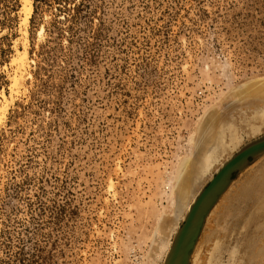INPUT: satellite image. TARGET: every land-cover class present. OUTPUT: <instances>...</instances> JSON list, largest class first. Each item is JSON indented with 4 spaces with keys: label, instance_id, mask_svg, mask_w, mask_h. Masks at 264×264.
Segmentation results:
<instances>
[{
    "label": "rangeland",
    "instance_id": "374dc122",
    "mask_svg": "<svg viewBox=\"0 0 264 264\" xmlns=\"http://www.w3.org/2000/svg\"><path fill=\"white\" fill-rule=\"evenodd\" d=\"M82 2L33 0L25 23L0 0V264H163L198 191L264 133V0ZM191 264H264V154Z\"/></svg>",
    "mask_w": 264,
    "mask_h": 264
},
{
    "label": "water",
    "instance_id": "95a60500",
    "mask_svg": "<svg viewBox=\"0 0 264 264\" xmlns=\"http://www.w3.org/2000/svg\"><path fill=\"white\" fill-rule=\"evenodd\" d=\"M264 154V133L232 153L214 172L189 204L163 264H191V256L208 215L233 182L234 174L245 170Z\"/></svg>",
    "mask_w": 264,
    "mask_h": 264
},
{
    "label": "bare ground",
    "instance_id": "6f19581e",
    "mask_svg": "<svg viewBox=\"0 0 264 264\" xmlns=\"http://www.w3.org/2000/svg\"><path fill=\"white\" fill-rule=\"evenodd\" d=\"M21 9H22V11H24V17H23V22H27L28 20H29V17L31 16V14H32V11H33V0H22V7H21ZM24 23V24H25ZM28 30L27 29H25L24 30V33L27 35V32ZM24 34V35H25ZM21 38V37H20ZM27 40V39H26ZM24 46V45H23ZM26 58H27V50L25 49V48H23V50H18L17 49V51H16V55L12 58V60H11V62L15 65V67H16V69H15V73L12 75V77L10 78L11 79V89H15V88H17L19 85H20V82H21V79H20V77H21V73L23 72V70L25 69V66H26ZM28 60V59H27ZM28 64V63H27ZM20 73V74H19ZM26 74V73H25ZM23 75V74H22ZM261 83V82H260ZM245 87V86H244ZM260 89V90H259ZM257 88V89H253V90H259L258 92H259V94H261V93H263V90H264V88ZM248 91V89L247 90H244V93H248V94H250L251 92H247ZM1 93V92H0ZM257 93V92H256ZM255 93V95H258V93L256 94ZM5 99L6 100V96H5V94H4V92L0 95V119L2 118V117H4V115H5V107H1V105L3 104H1V99ZM260 98H262V97H260ZM257 99V98H256ZM263 101V100H262ZM4 106H7V103H6V105H4ZM218 141H219V139H218ZM221 141V140H220ZM218 143V142H217ZM217 147V146H216ZM213 148H215V147H212V149ZM210 151V150H209ZM213 150H211V152H209V153H206V155L204 156V158H203V161L201 162V161H199V164L197 163V167H196V174L197 173H200V172H202V171H204V169L206 168V166H207V164L210 162V161H212V160H214L213 158L215 157V156H213ZM193 180H195V178H192ZM185 197H187V196H185V195H183L182 197H180V200H184V198ZM179 199V198H178ZM180 200H178V202H180V204H181V201ZM179 204V203H178ZM182 206V205H181ZM177 208H178V206H177ZM185 208V207H184ZM179 209V211L182 209V208H178ZM181 211H184L183 209L181 210ZM178 212V211H177ZM181 215V214H180ZM180 215H179V217H180ZM184 218V217H183ZM178 229V228H177ZM177 231V230H176ZM176 233V232H175ZM172 242V241H171ZM170 245H171V243H170V241L168 242V241H166V240H164L163 242H162V245H161V251L159 252L161 255H162V257L163 256H166V254H167V252H166V254H165V251L168 249L169 250V248H170ZM155 246H157V245H155ZM159 256V255H158ZM160 257V256H159ZM159 257H158V259H159ZM157 259V260H158ZM164 259H165V257H164ZM207 259V258H206ZM164 262V261H163ZM156 263V262H155Z\"/></svg>",
    "mask_w": 264,
    "mask_h": 264
},
{
    "label": "trees",
    "instance_id": "16d2710c",
    "mask_svg": "<svg viewBox=\"0 0 264 264\" xmlns=\"http://www.w3.org/2000/svg\"><path fill=\"white\" fill-rule=\"evenodd\" d=\"M40 0H34V6H35V9L37 8V3L39 2ZM69 1V0H68ZM72 4L74 5V6H72V10H79V8H80V6H82L83 5V2H82V0H72Z\"/></svg>",
    "mask_w": 264,
    "mask_h": 264
}]
</instances>
